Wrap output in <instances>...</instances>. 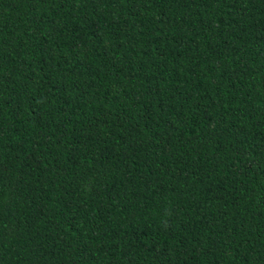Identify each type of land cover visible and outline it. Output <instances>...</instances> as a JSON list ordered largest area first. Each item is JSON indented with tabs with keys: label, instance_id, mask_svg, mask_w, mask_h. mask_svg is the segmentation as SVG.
Returning <instances> with one entry per match:
<instances>
[{
	"label": "trees",
	"instance_id": "obj_1",
	"mask_svg": "<svg viewBox=\"0 0 264 264\" xmlns=\"http://www.w3.org/2000/svg\"><path fill=\"white\" fill-rule=\"evenodd\" d=\"M0 264H264V0H0Z\"/></svg>",
	"mask_w": 264,
	"mask_h": 264
}]
</instances>
